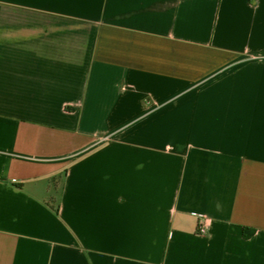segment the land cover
Listing matches in <instances>:
<instances>
[{"label": "crops", "instance_id": "1", "mask_svg": "<svg viewBox=\"0 0 264 264\" xmlns=\"http://www.w3.org/2000/svg\"><path fill=\"white\" fill-rule=\"evenodd\" d=\"M0 264H264V0H0Z\"/></svg>", "mask_w": 264, "mask_h": 264}, {"label": "built area", "instance_id": "2", "mask_svg": "<svg viewBox=\"0 0 264 264\" xmlns=\"http://www.w3.org/2000/svg\"><path fill=\"white\" fill-rule=\"evenodd\" d=\"M201 232H202V233L205 232V228H204V227L201 228Z\"/></svg>", "mask_w": 264, "mask_h": 264}]
</instances>
